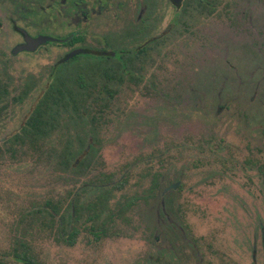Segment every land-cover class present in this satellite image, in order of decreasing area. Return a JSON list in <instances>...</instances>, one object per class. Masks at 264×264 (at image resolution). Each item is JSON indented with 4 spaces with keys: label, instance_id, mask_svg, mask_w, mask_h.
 Instances as JSON below:
<instances>
[{
    "label": "rangeland",
    "instance_id": "rangeland-1",
    "mask_svg": "<svg viewBox=\"0 0 264 264\" xmlns=\"http://www.w3.org/2000/svg\"><path fill=\"white\" fill-rule=\"evenodd\" d=\"M235 1L236 24L223 17L218 36L207 31L198 40H172L162 72L151 71L139 87L118 88L99 124L97 162L84 177L66 182L44 158L0 156V264H25L9 254L17 238L12 222L32 203L73 197L82 183L103 174L114 181L129 178L124 190L115 192L116 201L140 193L156 172L158 195L120 215L100 240L81 228L76 244L69 246L23 222L21 230L32 233L25 238L37 262L145 264L157 256L169 264H264V182L258 168L264 164V79L257 69L264 55V0ZM243 10L253 13L252 26L248 16L241 20ZM13 18L19 17L0 0V81L11 96L29 77L37 86L4 112L0 141L20 128L51 66L66 51L47 44L35 52L12 54L21 40ZM56 22L50 31L65 35L73 29L62 18ZM30 24L35 32L36 25ZM227 32L234 37H222ZM226 49L246 87L239 86L223 57L212 63L211 56L216 53L217 59ZM198 81L206 83L202 89L192 85ZM175 182L171 198L177 216L172 217L182 235L157 220L161 192ZM89 198V193L82 195L85 202Z\"/></svg>",
    "mask_w": 264,
    "mask_h": 264
},
{
    "label": "trees",
    "instance_id": "trees-1",
    "mask_svg": "<svg viewBox=\"0 0 264 264\" xmlns=\"http://www.w3.org/2000/svg\"><path fill=\"white\" fill-rule=\"evenodd\" d=\"M102 54L93 58L85 55L83 60L59 62L52 66L45 87L20 128L0 141V156L18 158L30 154L53 164L59 177L66 182L84 177L97 162L98 128L104 107L109 106L118 84L140 80L138 74L127 71L135 65L133 58L123 59L120 54L105 57ZM36 86L34 78L29 77L11 96L8 86L0 81V119L12 102H23ZM89 99H94L95 104L101 101V111L90 110ZM159 176L158 172L154 173L150 186L131 199H125L122 205L124 214L138 202L147 201L151 192L155 193ZM98 180L99 184L106 186L98 184L103 197L96 205H86L82 199L93 183L90 181L82 183L73 197L49 198L20 211L12 222L17 238L9 254L24 263L39 264L25 238L32 233L21 230L23 222L31 231L46 232L54 240L69 246L76 244L81 228H104L106 223L100 222L101 214L107 208V196L112 195V191L105 187L112 184L113 188L124 190L129 178L123 176L114 181L111 175L103 174Z\"/></svg>",
    "mask_w": 264,
    "mask_h": 264
},
{
    "label": "flooded vegetation",
    "instance_id": "flooded-vegetation-1",
    "mask_svg": "<svg viewBox=\"0 0 264 264\" xmlns=\"http://www.w3.org/2000/svg\"><path fill=\"white\" fill-rule=\"evenodd\" d=\"M13 13L19 18H13V28L21 37L19 43L12 48V54L16 55L23 52H35L47 44H56L66 49L62 58L55 64L69 63L76 59L83 58L85 55L90 58L98 57L100 53L105 57H116L118 54L123 59L133 58L135 65L127 70L138 74L139 81H124L118 84V87L131 85L139 87L145 84L146 76L152 72H162L163 64L169 59V49L172 40H198L202 33L207 31L213 32L218 36V20L227 18L230 23L236 24L235 0H3ZM249 5V2L247 3ZM248 16L249 25L252 26L253 13L247 15V11L241 13V20ZM62 18L68 27H73L65 35L57 34L50 31V24H57L56 20ZM211 20V23L205 26V20ZM39 20V23H38ZM24 22L19 24L18 22ZM30 22L36 25V31L29 29ZM241 23V22H240ZM230 30V29H229ZM218 32V33H217ZM234 37V34L227 32L222 35ZM42 36H49L54 40H49L40 44L34 51L22 50L15 53V49L28 42ZM83 49L79 54L74 55L68 60L66 56L73 50ZM199 49V48H198ZM185 50V49H184ZM186 51V50H185ZM250 52V51H249ZM254 52V51H253ZM251 52V53H253ZM235 53V52H234ZM234 53L232 54L234 56ZM212 63L219 62L221 57L229 69L233 70L238 77L239 86L246 87V81H242L239 68L236 67L233 60L229 61V51L226 49L223 56L216 53L211 56ZM195 57V62L199 58ZM261 65L257 67L260 78L264 79V55L261 57ZM54 64V65H55ZM53 65V66H54ZM52 67V66H51ZM199 72H203L201 68ZM233 68V69H232ZM197 69L196 71H198ZM200 74V73H199ZM154 85V81H151ZM205 82L198 81L197 89H202ZM208 85V84H207ZM95 104L94 99H89L93 111H101V105ZM106 108L104 107L103 114ZM104 117L102 116V119ZM102 121V120H101ZM100 124V123H99ZM99 130V128H98ZM96 144V143H95ZM100 143L96 144L98 153L101 147ZM90 150V147H87ZM259 171L262 181L264 182V164L259 165ZM100 180L91 181L89 191L90 198L86 205H96L103 195L101 189L97 187ZM86 183V182H85ZM90 183V181H89ZM152 184V183H151ZM150 184V185H151ZM160 180L156 187L155 193L151 192L148 199L155 198L160 191ZM175 183L165 187L161 192V201L157 208V220L161 223L166 221L169 230L180 235L183 234L182 226L179 225L172 215L174 211L173 198L171 196L176 192L177 187H172ZM99 185H105L100 182ZM149 185V186H150ZM79 189V187H78ZM77 189V190H78ZM105 189L112 191V195L107 196V208L102 211L101 220L106 223L103 227H90L89 233H92L94 240H100L107 237L110 226L124 215L122 205L126 200L134 197L122 195L118 200L115 199V192L118 189L113 188L110 184ZM76 190V191H77ZM75 191V192H76ZM90 191H92L90 193ZM106 191V190H105ZM74 192V193H75ZM115 202V203H114ZM137 205V204H136ZM135 205V206H136ZM134 207L129 208L125 214ZM164 220V221H163ZM117 233V232H116ZM157 237V236H156ZM162 256V253H159ZM157 257V256H156ZM148 258L145 264H169L166 258ZM163 257V256H162Z\"/></svg>",
    "mask_w": 264,
    "mask_h": 264
},
{
    "label": "water",
    "instance_id": "water-1",
    "mask_svg": "<svg viewBox=\"0 0 264 264\" xmlns=\"http://www.w3.org/2000/svg\"><path fill=\"white\" fill-rule=\"evenodd\" d=\"M49 40H54V38L49 37V36H42L36 39H32V40H28V42L22 46H19L15 49V53L18 51H22V50H29V51H34L40 44H44ZM83 49H77V50H73L72 52H70L67 56L65 60L70 59L71 57H73L76 54H79L80 52H82ZM178 183L174 184L172 187H177ZM25 264H33L31 262H25Z\"/></svg>",
    "mask_w": 264,
    "mask_h": 264
}]
</instances>
